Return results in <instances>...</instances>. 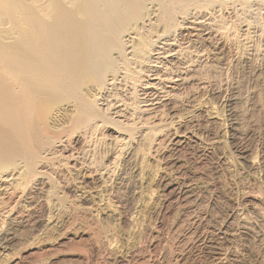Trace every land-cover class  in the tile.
<instances>
[{
  "label": "rangeland",
  "instance_id": "1",
  "mask_svg": "<svg viewBox=\"0 0 264 264\" xmlns=\"http://www.w3.org/2000/svg\"><path fill=\"white\" fill-rule=\"evenodd\" d=\"M200 3L187 8L198 13L196 28L175 12L172 36L155 34L153 5L151 18L135 23L143 32L130 27L129 62L117 59L122 82L96 106L114 125L84 122L50 100L37 106L34 171L21 160L0 171V264H264V0ZM12 15V4L0 0V36L12 34L3 24ZM155 38L171 45L174 59L153 73L162 80L153 88L167 99L150 114L140 88ZM176 76L184 80L170 91ZM0 82H15L1 64ZM115 102L118 118L109 108Z\"/></svg>",
  "mask_w": 264,
  "mask_h": 264
},
{
  "label": "bare ground",
  "instance_id": "2",
  "mask_svg": "<svg viewBox=\"0 0 264 264\" xmlns=\"http://www.w3.org/2000/svg\"><path fill=\"white\" fill-rule=\"evenodd\" d=\"M2 1L4 4L9 3V2L12 4L13 15L9 21L3 23V24H9L8 26L5 25V26L9 27V29L6 27V30L8 29L9 31H11L10 33H12V34L10 35L11 36L10 37V36H8L9 34L6 31L5 32L3 31V33H5L6 36H0L1 37L0 64L3 67L11 69V72L14 75L15 82H0V171H2L5 163H10V166H13L12 168H14V166H15L14 163L17 162L18 160H21L22 162L21 161L20 162L24 163V165H25L24 167H26V169H27L26 171H29V170L34 171V169H35L34 167L37 163L36 158H37V152L38 151L35 150V147L32 144L33 143V135H32L33 130H31V129L33 128V125H34L35 110H36L37 106L40 105L42 102H44L46 100H50V101L55 102L56 105L63 104V106H65V108L63 107L64 112L67 111L68 109H71V110L74 109V112H77L85 120L84 122L95 121L98 118L100 120V118H101L100 115L102 114V112L99 113L98 112L99 109L96 108L98 102L101 101L103 103L106 101V99L109 100L110 99V98H108V97H110L109 91L113 90L118 85L119 82H122L119 80V78L121 76L120 74H122V73H119L121 71L120 70L121 68L119 69V66H118L119 63H118L117 59L119 60V58H120V61L122 58L124 59V56H126L125 54H126L127 50L129 48H131L130 43L133 42V41H131V40H133V37L130 36L131 33L128 31H129L130 27L132 29L133 24L136 23L138 25L137 22L138 21L140 22V20H143V17L147 18V16H148V18L150 19L151 18L150 17V13H151L150 11L152 10L153 7H155V8L157 7V8H156V10L153 9L154 11L152 12V14H155V13L157 14V11H158V15H156V17H155L156 19L154 18L155 23L152 26L153 27L152 30H154L153 32H155V30H157L159 28L161 30H164L165 32L168 31V33L170 34L171 32H169V30H171L174 27V25H173L174 20H172L173 17H169L170 14H173L176 12L177 14H179V16H177V19L179 18L180 20L181 19L183 20V21L181 20L182 24H184V25L188 24L189 26H194L196 28L197 25L200 24L199 22H197L198 19H196V15L198 13H196V15H194L195 13L192 14V12L187 13L188 12L187 8L191 7V11H192V8L195 9L194 7L198 6V5H195L196 2L197 3L198 2L199 3L200 2L205 3V0H2ZM207 1L208 0H206V4H207ZM151 5H153V7ZM256 5H257V3H256ZM148 6H151L152 8L150 7L151 9H149ZM192 6H194V7H192ZM206 7H208V6H206ZM147 14H149V15H147ZM174 19H175V17H174ZM144 21H143V23H144ZM177 22L175 21V23H177ZM149 23L152 24V22H149ZM136 24L134 26L135 28L133 27L134 31H135L136 27H139V28L141 27V25L136 26ZM146 25L147 24H143V26H146ZM176 25L178 26V24H176ZM179 26H181V24ZM2 27H3V25H2ZM2 27L0 29H2ZM181 27L183 28V26H181ZM181 27H180V29L182 30ZM142 28L143 27H141V29H140L141 31H142ZM147 29L148 28L146 27V30ZM193 29L192 28H187V29L183 28V30H193ZM199 29L204 30L201 27H199ZM132 30H131V32H132ZM150 31L148 30V31H146V33L149 34L148 32H150ZM175 31L176 30H173L172 33ZM196 32L201 33L200 31H196ZM207 33H205V34H207ZM147 34H144V35L147 37L148 36ZM155 34H156V32H155ZM166 34L167 33H165L164 35H166ZM189 34H190V31H189ZM157 35H155V36H157ZM174 35L176 36V34H174ZM140 36H141L140 39L142 40L143 39L142 34ZM145 36H144V39L146 38ZM150 36L152 37V36H154V34L150 33ZM193 36H194V34H193ZM202 36H203V34H202ZM149 37H147V38H149ZM164 37H166V36H164ZM147 38H146V40H147ZM158 38L157 39L155 38V40H157V42H159ZM185 38L187 39V37H185ZM135 39H137V36ZM153 39L154 38H152V40ZM205 39H206V37L204 38V41H205ZM146 40H143V41L145 43V47L148 49V46L150 47V45H152V44H149L151 42L149 41V43H148ZM160 40H161V36H160ZM173 40H176V39H173ZM188 41L189 40H187V42ZM157 42H155V43L157 44ZM179 42L177 44H179ZM196 43L197 42H195V44ZM202 43L204 44L203 41H202ZM206 43H209L208 39H207ZM214 43H215V41H214ZM135 44L133 46L137 47V43H135ZM158 44H159V46H157L156 48H154L152 50L153 55L150 57L151 61H152V62L151 61L150 62H151V64H153V66L151 65L152 70L149 67L148 68L149 70L146 73L143 69V72H145V74H146L145 78L148 82H146L143 85V87L140 88L141 89L140 91H142V95H143L142 104L144 107L147 108V111H149V113H150V111H154V110L160 108L161 104H164L163 102L166 101V99H167L166 92H164L163 89H162L163 91L159 92L158 89H155L156 87L155 88H153V87L155 85L159 84V81L161 80V79L159 80V78L156 77L158 74L157 72L160 71L159 67L162 66L163 64L169 62L170 59H174V55H170L167 53V52L170 53L172 51L169 48V46H171V45H168L167 43H162L161 41ZM175 44L176 43H174L173 45H175ZM128 45H130V46H128ZM186 46L188 47V45H186ZM138 47H139V45H138ZM151 48L152 47H150V49ZM150 49H149V51H150ZM138 50L141 51L142 49L138 48ZM129 51H131V49H129ZM180 51H181V49H180ZM138 52H135V53L137 54ZM142 52H144V50H142ZM147 52H148V50H147ZM135 53H133V55ZM136 54H135V56L137 58ZM145 54H142V56H144ZM128 58H130V57H128ZM138 58L141 59L140 56H138ZM181 58H182V56H181ZM181 58H180V60H181ZM184 58H185V55H184ZM124 60H127V58ZM140 61L141 60H139L137 69L142 71L141 69L144 66H146L147 61L145 62L144 58H143L142 62H140ZM178 61H179V59H178ZM193 61H195V60H193ZM132 62L133 61H130V63H132ZM170 62H172V61H170ZM190 62H192V61H190ZM125 64H126V62L123 64V66ZM127 64H128L127 66L130 67L129 66L130 64L129 63H127ZM121 65H122V63H121ZM136 65L137 64H135V62H134V66H136ZM148 65H149V62H148ZM174 65H175V63H174ZM123 66H122L123 69H128L127 66H126L127 68L126 67L124 68ZM178 66H180V65H178ZM175 68H177V67L175 66ZM163 69H164V67H163ZM124 71H123V73H124ZM134 71L136 72V69ZM125 72H128V70ZM173 72L175 73V71H173ZM181 72L184 73V71H181ZM131 73H129V74H131ZM153 73H157L156 76ZM162 73L159 74L160 77H161ZM165 74H166V72H165ZM123 75H125V74H123ZM140 75H142V74H139V78H140ZM171 75H172V72H171ZM137 77H138V75H137ZM163 77H161V78H163ZM124 78H127V77L125 76ZM176 78H178V76H176L175 79ZM172 79H173V77H172ZM182 79H180V80H182ZM180 80L179 79L172 80L170 83H168L171 86L166 87V88L170 90L172 88L179 86L178 82H181ZM134 82H137L136 76H135V81H133V83ZM154 82H156V83H154ZM161 82H162V80H161ZM127 83H129V82H127ZM133 83H131V84H133ZM163 83H164V81H163ZM136 84L138 85V83H136ZM161 86L164 87V85H161ZM133 90H135V89H133ZM135 92H136V90H135ZM107 94H108V96H106ZM111 94H113V93H111ZM161 94H163V95H161ZM96 97H98V99ZM111 97H113V96H111ZM94 100H97V102H94ZM139 102H141L140 98H139ZM116 105H117V103L115 102V104L109 106V108L113 109V113L111 112L112 115L113 116L115 115L118 118L119 114L121 113V109H118V111H117L116 108H119L118 106H120V105H118V106H116ZM124 105H121V107H123ZM98 106H99V104H98ZM161 107L163 108L164 106L162 105ZM55 108H57V107L55 106ZM143 108H142V110H143ZM139 109H141V107ZM106 110H107V108H106ZM53 111H54V109H53ZM127 111H128V109H127ZM134 112H135V110H134ZM51 113H53V112H51V110H50L48 113L49 114L48 119H50V120H51V118H50ZM153 113L155 114V111ZM58 115H59V112H58ZM112 115L109 114V116H112ZM145 116H147V115H145ZM150 116H152V115H150ZM105 118H104V120H105ZM109 119L110 118H108V120ZM106 120H107V118H106ZM106 120L105 121L100 120V121H101V123L102 122L106 123V124L108 123V125H110L109 123H111L112 125H114L116 123V121L114 119H112L113 121L112 120L106 121ZM114 121H115V123H114ZM132 121H133V118H132ZM56 122H57V120H56ZM95 123H97V122H95ZM134 125H136V124H134ZM102 126H103V124H102ZM106 127H107V125H106ZM134 127H136V126H134ZM138 130H140V129H138ZM132 134H134V133H132ZM129 138H130V136H129ZM15 164H16V166L19 165V164L17 165V163H15ZM16 166H15V168H16ZM16 170H18V168ZM260 170H261V167H260ZM4 171H6V170H4ZM17 173H19V172H17ZM258 173H260V172L258 171ZM0 174H1V172H0ZM182 188H184V186ZM189 198H190V195H189ZM13 209H14V207H13ZM17 213H19V212H17ZM8 214H10V213L8 212Z\"/></svg>",
  "mask_w": 264,
  "mask_h": 264
}]
</instances>
